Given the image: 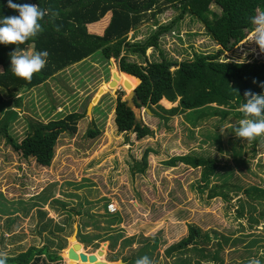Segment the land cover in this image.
Returning a JSON list of instances; mask_svg holds the SVG:
<instances>
[{
    "label": "rangeland",
    "instance_id": "1",
    "mask_svg": "<svg viewBox=\"0 0 264 264\" xmlns=\"http://www.w3.org/2000/svg\"><path fill=\"white\" fill-rule=\"evenodd\" d=\"M211 9L218 12L216 7ZM163 10L154 18L142 19L127 38L135 35L142 39L153 31L154 21L165 24L178 15L171 6L165 5ZM110 15L106 23L98 21L87 30L103 34ZM177 28L180 35L167 33L159 40L168 57L191 58L195 50L211 52L219 46L193 17L184 16ZM251 32L244 33L220 56L264 61V52L250 40ZM158 54V49L150 47L145 56L158 60ZM130 60L143 61L135 55ZM121 71L116 59L108 62L92 55L66 66L42 85L17 92V96L22 94L21 105L15 108L17 114L9 124V133L17 141L25 136L30 120L48 122L70 112L83 116L77 121L75 134L60 136L48 166L38 164L34 157H23L0 135V251L13 256L29 246L47 245L61 255L51 264H94L68 256V247L75 242L70 236L74 225L77 232V223L89 226L80 229L86 236L106 234L109 223L103 217L104 206L113 202L118 208L115 214L121 217L114 226L121 229L123 238L111 245L104 237L82 242L77 235V252L96 253L97 260H107L108 264H117L116 260L131 264V258L141 256L143 243L151 244L155 239L149 254L153 264H249L253 258L264 264V196L258 194L261 190L264 193V137L257 143L235 137L234 126L240 120L233 115L196 120L186 110L169 116L165 123L147 108L137 106L132 108L136 118L153 134L138 139L134 132H121L115 108L118 96L124 100L129 90L123 85ZM114 72L122 78L111 86ZM96 95L97 101L86 113ZM159 103L165 108L177 104ZM214 107L212 103L204 109ZM90 127H99L102 133L87 137ZM147 147L152 152L145 172H134L135 162L141 160ZM186 153L215 159L217 168L206 185L201 182V168L163 163ZM214 186H222L229 200L208 199V190ZM70 211L74 215L80 212V216ZM86 213L99 217L93 221ZM94 223L104 229H97ZM190 224L200 227L202 238L196 245L180 247L178 241L187 235Z\"/></svg>",
    "mask_w": 264,
    "mask_h": 264
},
{
    "label": "trees",
    "instance_id": "2",
    "mask_svg": "<svg viewBox=\"0 0 264 264\" xmlns=\"http://www.w3.org/2000/svg\"><path fill=\"white\" fill-rule=\"evenodd\" d=\"M13 3L39 5L41 9H48L49 15L39 21L44 30L36 37L23 44H0V135L13 150L19 151L25 158L34 157L42 166L50 165L55 145L62 134L76 133L77 121L83 115L70 112L48 122L30 120L25 136L17 141L9 133L10 121L17 114L15 108L20 107L22 100V94L17 96V92L42 85L66 66L92 55H100L108 62L111 58L116 59L119 69L123 70V85L125 80H128L130 87H133L140 78L135 87L140 103L135 101V106L149 109L152 115L165 123L169 116L186 110L190 111L196 120L209 115H218L220 118L233 115L241 120L244 116L238 109L245 103L244 92L251 90L256 94H264V88L260 87V84L264 83V61L236 60L220 56L225 50L231 49L234 42L243 37L244 33L253 30L250 17L254 16L257 10L264 11V0H13ZM165 5L178 10L174 19L165 24H157L154 21L155 28L142 39H136L135 35L127 38L128 32L136 31L142 19L149 16L154 18L156 14L164 11ZM211 7H216L218 12L213 11ZM108 14L111 15L103 34L90 33L87 30V26L98 21L106 23ZM18 15L17 11L7 7V0H0V19ZM186 15L199 22L209 39L219 45L215 51L195 50L193 57L180 60L168 57L161 51L160 37L172 32L180 35L178 23ZM32 43L36 51H47L49 55L44 68L35 73L31 81H26L12 74L9 54L15 48L23 50ZM150 47L159 50L158 60L146 59V50ZM131 55L143 61L130 60ZM177 65V68L171 69ZM120 76L118 80H121ZM3 92L7 94L8 100H5ZM159 101L177 104L165 108ZM212 103L217 107L204 109L205 105ZM115 112L119 131L134 132L138 139L153 134L149 126L136 118L133 109L121 95L117 98ZM101 133L99 127H90L86 136L96 138ZM262 137L264 136L253 140L257 143ZM149 152H152V149L147 147L141 160L135 162L134 172H145ZM163 163L169 167L183 163L192 168H201V182L205 185L217 168L215 159L191 153L174 155ZM258 194L264 196L263 190ZM217 197L229 200V194L224 192L222 186H214L208 190V199ZM109 203H105L103 216L109 223L105 229L106 234L92 233L91 236H86L87 233H81L80 229L89 226L77 223L76 237L79 235L80 241L90 242L91 238L104 237V240L110 239V244L114 245L118 239L123 238L121 229L117 230L114 226L121 221V217L107 211ZM70 214L74 215L71 211ZM74 216H80V212H76ZM85 216L90 220L99 217L87 213ZM94 227L104 229L96 223ZM110 231L115 232L111 234ZM201 238L200 227L190 224L187 235L178 241V245H196ZM156 243L155 239L151 244L144 242L139 248L141 256L131 258V264H136V260L141 257H149L150 249ZM58 247L61 248L62 245L59 244ZM7 257V264H51V261L60 259L61 255L47 245H42L29 246L26 250Z\"/></svg>",
    "mask_w": 264,
    "mask_h": 264
},
{
    "label": "clouds",
    "instance_id": "3",
    "mask_svg": "<svg viewBox=\"0 0 264 264\" xmlns=\"http://www.w3.org/2000/svg\"><path fill=\"white\" fill-rule=\"evenodd\" d=\"M7 7L17 11L19 15L0 19V44H23L44 30L39 21L49 15L48 9H41L39 5L13 3V0H7ZM250 23L253 25L250 40L261 52H264V11L258 10L250 17ZM9 55L12 74L31 81L33 75L44 68L49 54L47 51L38 52L34 45H29L23 50L15 48ZM260 87L264 88V83L260 84ZM244 99L245 103L238 109L244 118L239 121L238 126H234V135L238 139L251 141L256 137L264 136V94L246 90ZM7 258V253L0 251V264H7ZM136 264H153V261L148 256H144L137 259ZM249 264H261V262L253 258Z\"/></svg>",
    "mask_w": 264,
    "mask_h": 264
},
{
    "label": "water",
    "instance_id": "4",
    "mask_svg": "<svg viewBox=\"0 0 264 264\" xmlns=\"http://www.w3.org/2000/svg\"><path fill=\"white\" fill-rule=\"evenodd\" d=\"M34 45V43H32ZM118 74L117 72H114L113 73V78L109 81V84L111 86H115L117 85V78H118ZM139 78V77H138ZM125 86L127 88H129V90L126 92L125 94V101H127V105L131 108L135 107V101L137 103H140V100L136 94V91H135V86L133 87H130V83L128 80H125ZM104 92V88H101L100 89V93H103ZM98 99V95L94 96L92 102H90L87 106V109H86V113L89 112L90 110V107H91V104L94 102V101H97ZM147 111L149 112V109H147ZM70 238L73 240H75V242H73V244L71 246L68 247V250H67V253H68V256L71 257V258H79L81 261H93L94 264H108V261L107 260H97L98 258L97 257V254L96 253H93V252H77L76 248H78V246H80V242L76 239V225H74V230L70 236ZM98 252H102L101 249H98ZM116 263L117 264H125V261L124 260H116Z\"/></svg>",
    "mask_w": 264,
    "mask_h": 264
},
{
    "label": "built area",
    "instance_id": "5",
    "mask_svg": "<svg viewBox=\"0 0 264 264\" xmlns=\"http://www.w3.org/2000/svg\"><path fill=\"white\" fill-rule=\"evenodd\" d=\"M107 211L111 214H115L118 211V208L113 202H110L107 206Z\"/></svg>",
    "mask_w": 264,
    "mask_h": 264
},
{
    "label": "bare ground",
    "instance_id": "6",
    "mask_svg": "<svg viewBox=\"0 0 264 264\" xmlns=\"http://www.w3.org/2000/svg\"><path fill=\"white\" fill-rule=\"evenodd\" d=\"M131 86V85H130ZM100 253V252H99ZM101 255L104 254V251L102 250V252L100 253ZM71 258V257H70ZM72 259H76V258H72ZM67 264H70V263H67Z\"/></svg>",
    "mask_w": 264,
    "mask_h": 264
},
{
    "label": "crops",
    "instance_id": "7",
    "mask_svg": "<svg viewBox=\"0 0 264 264\" xmlns=\"http://www.w3.org/2000/svg\"><path fill=\"white\" fill-rule=\"evenodd\" d=\"M0 70H2V67H0Z\"/></svg>",
    "mask_w": 264,
    "mask_h": 264
}]
</instances>
